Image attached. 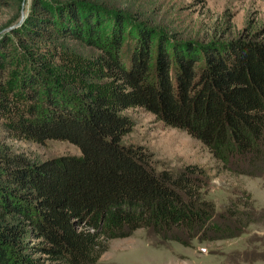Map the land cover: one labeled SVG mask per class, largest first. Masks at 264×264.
<instances>
[{
  "label": "trees",
  "instance_id": "trees-1",
  "mask_svg": "<svg viewBox=\"0 0 264 264\" xmlns=\"http://www.w3.org/2000/svg\"><path fill=\"white\" fill-rule=\"evenodd\" d=\"M105 20L69 1L0 23L4 138L66 139L81 150L41 160L0 151V264H98L110 238L138 227L189 244L260 219L249 193L218 210L203 166L158 167L122 135L132 125L123 110L142 107L201 140L226 169L264 175V24L200 41L122 15ZM59 37L97 52L53 69L59 51L16 44Z\"/></svg>",
  "mask_w": 264,
  "mask_h": 264
},
{
  "label": "rangeland",
  "instance_id": "rangeland-1",
  "mask_svg": "<svg viewBox=\"0 0 264 264\" xmlns=\"http://www.w3.org/2000/svg\"><path fill=\"white\" fill-rule=\"evenodd\" d=\"M69 1L99 11L111 23L122 15L129 21L143 22L180 38L208 40L232 38L245 27L256 30L264 24V0H4L0 23L16 19L20 23L42 9L43 5L63 7ZM128 27L127 24L124 26ZM5 26L3 31L14 38ZM28 51H59L52 68L69 58L88 56L97 49L77 39H36L18 43ZM14 45L11 44V49ZM74 62V61H73ZM72 62V63H73ZM70 77L74 78L69 72ZM76 78V77H75ZM132 119L130 129L122 135L125 143L142 144L153 152L158 167H180L188 163L203 166L208 175V196L216 208L247 192L260 219L250 222L242 232L227 238L192 239L189 244L162 239L149 228L138 227L127 236L110 238L98 264H264V175H248L226 169L203 142L186 130L167 125L142 107L123 110ZM0 126V151L21 153L30 159H45L64 153L79 154V146L66 139L49 138L36 142L15 136L4 138ZM6 151V150H5ZM4 166L0 162V168ZM245 194V193H244ZM37 240V239H35Z\"/></svg>",
  "mask_w": 264,
  "mask_h": 264
}]
</instances>
